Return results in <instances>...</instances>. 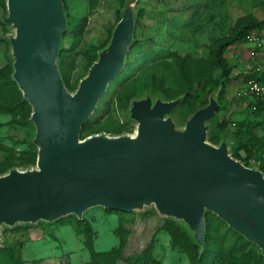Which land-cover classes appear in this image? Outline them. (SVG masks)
<instances>
[{"label":"water","instance_id":"95a60500","mask_svg":"<svg viewBox=\"0 0 264 264\" xmlns=\"http://www.w3.org/2000/svg\"><path fill=\"white\" fill-rule=\"evenodd\" d=\"M0 18L15 31L11 78L31 107L36 147L33 168L0 174V226L79 220L90 207L118 211L153 205L161 216L184 225L203 248L205 214L211 212L264 257V175L229 152L222 133L207 140L219 89L181 128L172 111L181 97L163 100L145 93L129 101L134 133L104 131L80 137L108 84L124 66L131 45L138 0H126L108 43L69 91L57 65L66 14L62 0H4ZM2 240L0 237V246Z\"/></svg>","mask_w":264,"mask_h":264},{"label":"rangeland","instance_id":"374dc122","mask_svg":"<svg viewBox=\"0 0 264 264\" xmlns=\"http://www.w3.org/2000/svg\"><path fill=\"white\" fill-rule=\"evenodd\" d=\"M62 1L67 23L69 17L75 31H67L66 28L61 47L68 52L70 83L76 86L83 74L86 56L94 51L97 53L108 42L124 0ZM136 10L134 35L124 66L108 84L87 120L92 131L112 119L120 123L127 120L131 123L126 124L128 130L134 127L135 122L127 116L129 101L145 93L164 96L153 85L160 83L161 74L167 71V63L179 70L174 55L184 57L190 72L200 78L192 82L187 101L180 102L171 113L181 128L193 109L207 102L210 93L220 89L223 83L210 48L217 39L225 38L244 23L262 19L264 0H138ZM2 12L6 15L5 8L0 7V14ZM81 25L83 27L79 31ZM14 34V29L0 18V68L11 66L9 36ZM223 56L230 69V80L225 85L219 110L208 121V136L217 123L225 122V130L234 139V124L244 116L253 119L244 113V104L238 92L252 75L264 73V29L252 31L247 42L227 47ZM161 84L163 87L169 85L165 82ZM120 95L125 97L126 106L124 100H118ZM181 96L184 99L186 92ZM22 114H0V144L16 153L25 149L27 143L36 149L31 141L33 135L30 136L33 125ZM221 132H218L219 138ZM255 132L263 135L264 126L256 127ZM232 143L228 147L230 154L235 142ZM4 156L6 154L0 151V159ZM34 166L35 163L18 168L25 170ZM130 212L132 217L123 223L125 234L122 242L116 234L119 215L114 210L94 206L82 214V219L88 221L93 231L95 251L119 248L121 258L115 264H141L145 256L146 264H191L188 253L179 246L181 239L176 230L170 229L172 226L166 223L173 222L188 233L180 222L159 215L153 205ZM80 221L75 215L68 214L50 222L39 220L13 226L2 224L1 246L10 247L24 264H85L90 254L84 245V229ZM246 241L249 243L247 249L260 253L254 243ZM203 251L204 248L202 251L198 249V254Z\"/></svg>","mask_w":264,"mask_h":264},{"label":"trees","instance_id":"16d2710c","mask_svg":"<svg viewBox=\"0 0 264 264\" xmlns=\"http://www.w3.org/2000/svg\"><path fill=\"white\" fill-rule=\"evenodd\" d=\"M125 1L126 0L123 1L121 9L123 8ZM0 7L5 8L4 0H0ZM82 27L83 25H81L78 30L80 31ZM66 28L67 31H75L74 23H72V20L69 17ZM261 29H264V17L262 19H253L244 23L237 30L227 35L225 38L217 39L215 45L210 48V51L212 53V60L220 69V77L223 80V83L219 87L220 89L217 95L218 106L215 112L219 110V104L224 95L225 85H227V82L230 80V69L227 64L226 58L223 56L224 50L232 44L249 41L251 32ZM107 43H104V47L107 45ZM67 54V50L60 45L57 57V65L64 85L69 91H73L77 85L74 86L75 84L70 83V71L68 70L67 66ZM96 58V51L86 56V61L83 67V74L80 78H82L86 74L88 67L94 60H96ZM174 59L175 63L178 65L179 70H175L172 67L171 63H167V66L165 67L167 71L164 74H161L160 83H158L157 85H153V87L163 93V97L159 96L161 99L171 100L177 97H181L180 102L184 103L187 101V97L189 96L188 91L191 89L192 82L199 81L200 78L195 73L190 72V69L185 64L184 57L174 55ZM11 72L12 67L9 65L0 68V114H16L21 112L23 113V118L27 119L29 118L31 107L29 106L27 101L22 98L21 92L18 90L16 83L11 78ZM250 79L263 82L264 73L252 75ZM163 82L169 83V85L163 87L161 84ZM185 92L186 96L183 99L181 94ZM238 96L244 104V113L252 116L253 119L249 118L248 116H244L234 124V128L232 131L234 139L232 140L235 143L232 146L231 155L233 158L240 160L244 165H249L248 160L251 157H258L259 151L264 147V134L257 135L255 132L256 127L264 126V98L254 96L246 98L240 95ZM124 98V96L120 95L118 97V100L120 102H123L124 100V104L126 106L127 103L126 99ZM206 103L207 102H204L202 105L193 109L192 113L197 108L205 105ZM126 124L131 123H129L127 120H125V123H120L117 119L107 120L98 127V130L92 131L91 124L86 121L81 127L80 137L83 138L89 134L98 133L99 131H104L110 134L130 132L133 127L128 130L126 129ZM225 128V122L217 123L216 127L213 129L210 135L207 136V140L217 145L220 142L221 134L228 133ZM221 130L222 132L219 138L218 132ZM31 135H33L32 131L30 132V136ZM0 151H3L6 154V156L0 159V174L7 172L11 168L30 166L34 164L36 160V149L29 143L25 145V149H20V151L17 153L12 151V149L0 144ZM257 168L260 169L264 175V157L260 158V164L257 166ZM114 212L119 215L116 234L119 235L122 242V237L125 234L123 223L126 220H129L132 217L133 213L130 211L124 212L118 210H114ZM80 220V223L83 225L84 229V245L87 247L90 254V259L85 264H115L121 258L120 249L112 248L108 251L103 252L95 251V249L93 248V231L91 229V226L87 220ZM166 223L172 226L170 227V229L176 230V234L179 235L181 239L179 246L182 250L188 253L191 264H264V257L261 255V252L256 253L251 249H247L249 243L246 241V239L238 232L228 227L225 222H223L211 212H206L205 214V232L203 239L204 251L201 254H198V249L202 251L203 248L200 249V247L194 242L191 233L188 230V233H186L175 223L170 221H166ZM169 232L171 233L170 230ZM142 259L143 262L141 264H146L147 256ZM0 264H24V261L21 260V258L10 247L0 246Z\"/></svg>","mask_w":264,"mask_h":264},{"label":"built area","instance_id":"2783aa9c","mask_svg":"<svg viewBox=\"0 0 264 264\" xmlns=\"http://www.w3.org/2000/svg\"><path fill=\"white\" fill-rule=\"evenodd\" d=\"M238 95L246 98H250L251 96L254 97H262L264 98V81H256L254 79H249L246 83L243 84L242 88L239 89ZM264 108V105H263ZM134 127L133 129L128 132L133 134L134 133ZM258 157H251L248 160V164L246 165L251 168H257V166L260 164V158L264 157V147L259 151Z\"/></svg>","mask_w":264,"mask_h":264}]
</instances>
